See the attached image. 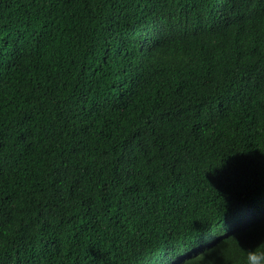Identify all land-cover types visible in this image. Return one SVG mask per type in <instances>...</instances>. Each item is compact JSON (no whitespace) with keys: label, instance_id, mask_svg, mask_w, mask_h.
Wrapping results in <instances>:
<instances>
[{"label":"trees","instance_id":"16d2710c","mask_svg":"<svg viewBox=\"0 0 264 264\" xmlns=\"http://www.w3.org/2000/svg\"><path fill=\"white\" fill-rule=\"evenodd\" d=\"M0 264H264V0H0Z\"/></svg>","mask_w":264,"mask_h":264},{"label":"clouds","instance_id":"9594fccd","mask_svg":"<svg viewBox=\"0 0 264 264\" xmlns=\"http://www.w3.org/2000/svg\"><path fill=\"white\" fill-rule=\"evenodd\" d=\"M251 259L255 260V256L250 257Z\"/></svg>","mask_w":264,"mask_h":264}]
</instances>
